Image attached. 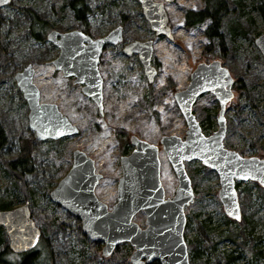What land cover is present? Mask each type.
I'll return each mask as SVG.
<instances>
[{
	"label": "rangeland",
	"instance_id": "obj_1",
	"mask_svg": "<svg viewBox=\"0 0 264 264\" xmlns=\"http://www.w3.org/2000/svg\"><path fill=\"white\" fill-rule=\"evenodd\" d=\"M70 1L11 0L0 7V50L5 54L4 61L0 54V126L4 130L0 144V205H6L0 209L29 204L40 229L33 249L38 253L50 249L51 264H88L91 256L67 223L58 225L65 218V209H57L49 196L70 168L72 150L86 152L97 171L114 187L120 177V158L133 148L131 135L159 148L162 135L185 137L187 125L174 93L189 82L199 62L219 59L234 79V96L224 112V146L242 156L264 159V57L255 43L264 33V17L259 9L264 0H225L226 13L220 26L223 47L218 39L206 37L205 22L189 28L183 24L185 12L203 8L205 0H157L164 3L171 36L157 35L150 28L138 0H83L87 11L81 17ZM27 11L45 21L46 33L50 29H80L99 37L122 25L123 40L106 45L100 56L101 109L83 92L82 84L73 83L72 77L54 68L51 61L59 48L46 35L44 39L35 38ZM134 40L152 41L151 65L156 68L152 82L138 54L127 56L122 52L124 45ZM27 64L36 71L35 84L40 93L62 107L63 114L78 127L77 134L59 139L35 137L28 125L27 103L14 78ZM218 111L219 101L210 91L195 101L193 113L205 135L216 130ZM115 128L124 129L128 136L117 137ZM22 138L32 139L33 162L32 171L24 174V187L4 164L17 156ZM159 160L165 196L172 197L178 180L161 148ZM185 169L194 192L193 201L184 209L189 264H264V188L250 180L237 182L241 218L245 220L242 224L224 213L215 171L198 160L186 161ZM134 220L143 227L144 213L138 212ZM8 242L1 226L0 250ZM99 246L101 252L102 243ZM118 246L128 255L133 251L128 242Z\"/></svg>",
	"mask_w": 264,
	"mask_h": 264
},
{
	"label": "water",
	"instance_id": "obj_2",
	"mask_svg": "<svg viewBox=\"0 0 264 264\" xmlns=\"http://www.w3.org/2000/svg\"><path fill=\"white\" fill-rule=\"evenodd\" d=\"M11 0H0V7ZM150 28L157 35L171 36L164 4L157 0H138ZM173 1V0H165ZM122 25L105 35L92 37L80 29L58 31L50 29L46 39L59 48L51 61L56 70L82 84L83 92L102 107L103 77L99 61L104 47L122 41ZM255 43L264 57V33ZM152 41L134 40L126 43L122 52L133 53L143 65L149 82L156 75L151 65ZM33 68L27 64L14 74L19 90L28 106V125L37 139H59L75 135L78 127L62 114L56 103L41 102L38 87L32 80ZM234 79L219 59L199 62L190 74L187 86L177 90L174 98L185 119V137L162 135L159 142L168 157L178 185L172 197H166L161 184L159 146L131 135L133 148L120 158L121 175L117 185V201L111 209L97 199L94 189L101 174L95 171L94 161L82 149L72 151L71 166L51 189V200L76 216L81 230L90 240L102 243L101 253L109 256L123 242L132 245L131 264H189L184 239L185 212L194 197L185 162L198 160L218 175V198L224 213L236 221L241 218L236 182L254 181L264 188V159L242 156L224 146L226 133L225 105L232 99ZM214 93L219 101L217 128L205 135L193 113V105L204 92ZM142 211L145 225L140 226L134 216ZM0 226L5 228L8 248L24 253L36 243L40 234L29 204L25 202L12 209H0Z\"/></svg>",
	"mask_w": 264,
	"mask_h": 264
},
{
	"label": "trees",
	"instance_id": "obj_3",
	"mask_svg": "<svg viewBox=\"0 0 264 264\" xmlns=\"http://www.w3.org/2000/svg\"><path fill=\"white\" fill-rule=\"evenodd\" d=\"M69 5L76 11V14L81 17L86 11L87 6L83 0H71ZM259 9L263 13L264 17V5H260ZM226 13V3L225 0H205V4L201 9H189L184 14L183 24L186 27L198 26L202 23H206L205 35L208 39L216 38L219 40V43L223 47L224 38L223 34L220 31L221 22L224 14ZM28 16L31 19V29L32 33L37 39H44L46 35V23L45 21L39 19L36 14L31 11H27ZM1 58L5 60V54L0 50ZM115 133L117 137H126L128 132L121 128H115ZM4 139V130L0 126V144ZM5 166L13 173V175L20 181L21 186H25L24 174L32 171V139L31 138H22L19 141V152L16 157L4 161ZM254 183V182H253ZM239 183H236V188ZM256 184V183H254ZM58 209L62 207L54 204ZM6 205H0V208H5ZM65 218L63 221L57 222L59 226L62 227L63 224L67 223L69 228L73 233L82 241V245H86L91 252L88 264H113L115 261L122 262L124 264H131L128 259V253L122 251V249L117 246L113 252L104 257L99 251V242L90 240L81 230L80 220L69 213L64 211ZM66 219V220H65ZM72 222H71V221ZM244 218L240 219V223H244ZM1 230V226H0ZM76 237V238H77ZM47 241V239L45 240ZM14 254L8 248V245L4 246L0 250V264H51V251L48 248H44L42 253H38L36 250L31 248L30 250L21 253L15 254L13 258L11 257ZM148 264H160L158 260L152 261Z\"/></svg>",
	"mask_w": 264,
	"mask_h": 264
},
{
	"label": "built area",
	"instance_id": "obj_4",
	"mask_svg": "<svg viewBox=\"0 0 264 264\" xmlns=\"http://www.w3.org/2000/svg\"><path fill=\"white\" fill-rule=\"evenodd\" d=\"M36 79V71L33 68V81L34 83ZM185 85L179 86L180 88H183ZM50 98V96H48ZM40 101L43 102H51L50 99L45 98L42 93H40ZM57 103V102H55ZM59 110L63 113V109L62 107L60 108V106H58ZM74 123V122H73ZM119 169V174L121 175V168L118 167ZM95 171H97V169L95 168ZM100 173V172H99ZM101 174V178L98 180L96 187H95V194L98 200H100L101 202H103L104 204L107 205L108 208H111L112 205L115 203L116 198H117V183H115L114 187L110 186L109 180L107 178H104Z\"/></svg>",
	"mask_w": 264,
	"mask_h": 264
},
{
	"label": "flooded vegetation",
	"instance_id": "obj_5",
	"mask_svg": "<svg viewBox=\"0 0 264 264\" xmlns=\"http://www.w3.org/2000/svg\"><path fill=\"white\" fill-rule=\"evenodd\" d=\"M162 2V1H161ZM121 25V24H120ZM167 25L169 26V24L167 23ZM122 40H123V38H122ZM120 43V42H119ZM118 44V43H117ZM152 82V81H151ZM214 94V93H213ZM220 107V106H219ZM225 108H226V105H225Z\"/></svg>",
	"mask_w": 264,
	"mask_h": 264
}]
</instances>
